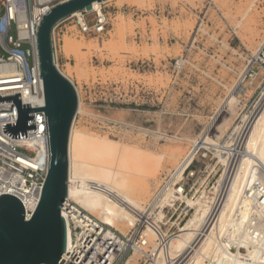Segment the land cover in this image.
Instances as JSON below:
<instances>
[{
    "label": "rangeland",
    "instance_id": "rangeland-1",
    "mask_svg": "<svg viewBox=\"0 0 264 264\" xmlns=\"http://www.w3.org/2000/svg\"><path fill=\"white\" fill-rule=\"evenodd\" d=\"M103 6L110 16L109 34L103 41L79 35L73 19L67 20L57 30L58 61L81 92L83 112L77 115V129L164 158L161 164L155 159L150 163L148 200L174 172L175 159L162 153L183 156L206 127L210 137L220 136V126L228 119L222 142L230 140L234 128L264 98V0H113ZM132 7L146 14L132 16ZM155 8L171 14L159 23ZM201 13L207 14L205 31L197 35ZM149 26L153 40L137 42L136 30ZM79 42L86 49H77L74 43ZM0 52L5 54L1 47ZM182 55L188 61L177 68ZM230 92L239 100L235 116L226 107L219 111ZM206 146L185 172V193L159 220L171 235L191 219L224 171L215 146ZM30 147L20 145L17 150L28 153ZM130 227L121 226L123 232ZM145 227L141 224V231Z\"/></svg>",
    "mask_w": 264,
    "mask_h": 264
},
{
    "label": "bare ground",
    "instance_id": "bare-ground-1",
    "mask_svg": "<svg viewBox=\"0 0 264 264\" xmlns=\"http://www.w3.org/2000/svg\"><path fill=\"white\" fill-rule=\"evenodd\" d=\"M53 1L39 0L42 6L37 5L34 14L48 13L56 4ZM62 1L65 0L59 2ZM110 1L113 0L97 1L88 11L103 14V5ZM20 27L26 36V13ZM56 27L53 32L56 63L74 83L79 98L69 140L67 199L84 208L96 225L107 226L108 236L115 235L114 229L123 232L121 226L124 225L131 227L129 232H123V236L130 235L135 228L139 231L141 224L146 225L140 240L136 239L132 250L123 254L122 263L264 264V98L253 112L243 117V124L234 128L230 140L222 142L231 122L228 119L220 126L222 134L216 139L208 135V126L203 135L191 140L192 146L183 156H176L175 152L162 153V157L175 159L174 172L160 182L147 200L151 195L149 179L153 177L150 163L155 159L161 164L164 158H151L146 149L137 145H119L115 140L77 129V115L83 112L81 92L58 61ZM74 45L79 50L86 49L80 42ZM262 46L264 40L260 48ZM3 70L0 66V72ZM238 101L231 92L228 93L219 111L226 107L235 116ZM206 145L215 146V154L223 163L224 171L191 219L171 235L162 228L159 220L164 209L174 206L185 193L181 181L198 151ZM172 160L170 162L174 163ZM39 202L29 203L28 208L35 212ZM67 228L68 250L73 236L68 224Z\"/></svg>",
    "mask_w": 264,
    "mask_h": 264
},
{
    "label": "built area",
    "instance_id": "built-area-1",
    "mask_svg": "<svg viewBox=\"0 0 264 264\" xmlns=\"http://www.w3.org/2000/svg\"><path fill=\"white\" fill-rule=\"evenodd\" d=\"M212 3L214 0H210V4ZM39 4V0H0V47L5 52H0V66L4 67L0 72V94L21 91L23 103L31 102V108L46 106L37 41L44 13L38 16L34 14V9ZM216 8L219 10L217 6ZM102 10L103 14L82 10L60 22L55 29L58 43L61 30H57L69 19H73L76 26L74 31L79 35L95 36L103 41L109 34L110 16L104 6ZM128 12L137 17L146 14L133 7L128 8ZM25 13L28 31L26 36L20 27ZM153 14L159 23H163L162 18L171 13L155 8ZM206 18L207 14L198 15L197 35L205 31ZM135 34L137 42L153 40L150 26L146 31L138 28ZM161 38L163 39L162 36ZM53 41L55 44V38ZM187 61L186 56L182 55L175 67L181 68ZM35 115L37 131L28 132V138L13 139L3 132L2 126V123L15 122L13 103L0 104V196L12 194L18 197L25 207L27 219L34 212L28 208L29 203H37L42 197L50 165L46 113L36 111ZM20 145L31 146L30 151L23 153L17 150ZM61 213L71 228L73 243L58 264H123V254L128 249L131 251L135 240L139 241L142 236L141 228L137 232L135 228L128 236L117 232L108 236L107 226L96 225L84 208L68 199L61 205Z\"/></svg>",
    "mask_w": 264,
    "mask_h": 264
},
{
    "label": "water",
    "instance_id": "water-1",
    "mask_svg": "<svg viewBox=\"0 0 264 264\" xmlns=\"http://www.w3.org/2000/svg\"><path fill=\"white\" fill-rule=\"evenodd\" d=\"M97 1L107 0H65L43 16L37 40L46 106L31 108V102L23 103L21 91L0 94V104L13 103L15 118L2 123L3 132L13 139L28 138V132L37 131L35 112L45 111L50 148L42 197L29 220L18 197L0 196V264H58L67 251L68 228L61 205L68 196L69 140L79 98L74 83L57 66L53 32L77 11L92 10Z\"/></svg>",
    "mask_w": 264,
    "mask_h": 264
}]
</instances>
